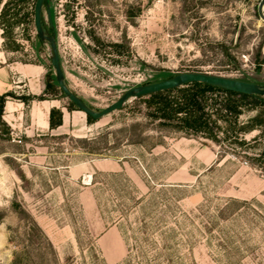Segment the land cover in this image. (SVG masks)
<instances>
[{"label": "rangeland", "instance_id": "obj_1", "mask_svg": "<svg viewBox=\"0 0 264 264\" xmlns=\"http://www.w3.org/2000/svg\"><path fill=\"white\" fill-rule=\"evenodd\" d=\"M35 1L0 0V99L22 103L19 130L0 118V264H264V96L235 100L218 141L159 125L144 100L88 119L55 86ZM260 2L46 0L42 20L66 86L100 111L185 72L264 87ZM39 105L63 127L29 132Z\"/></svg>", "mask_w": 264, "mask_h": 264}, {"label": "trees", "instance_id": "obj_2", "mask_svg": "<svg viewBox=\"0 0 264 264\" xmlns=\"http://www.w3.org/2000/svg\"><path fill=\"white\" fill-rule=\"evenodd\" d=\"M171 77L173 76H170L169 78ZM56 85L55 82V86ZM6 97H8V95H2L0 99V118L3 113ZM212 98H219L222 99V101L220 103L214 102ZM247 99H250L254 104L262 103L259 96H248L212 87L203 83H192L173 90L140 97L135 100H144L146 107L150 109L146 116L151 120L159 121V125L163 127L177 130L185 136H197L211 141H218L217 136H219V134L214 130L216 127H211L212 123L216 124L219 120L230 121V118L236 117L238 113L235 100L244 101ZM22 102H24V100H22ZM213 116H215V119L214 121H211ZM87 118L91 119L88 116ZM256 120L257 119L254 121ZM261 122L263 121H259V123ZM61 124V112L51 109L49 112L50 129H55ZM223 134L225 138H233L232 133H230V136H228L227 132ZM35 227L41 237L45 240L46 244L51 246L40 228L37 225H35ZM14 257L13 264H20L17 254H15Z\"/></svg>", "mask_w": 264, "mask_h": 264}, {"label": "water", "instance_id": "obj_3", "mask_svg": "<svg viewBox=\"0 0 264 264\" xmlns=\"http://www.w3.org/2000/svg\"><path fill=\"white\" fill-rule=\"evenodd\" d=\"M45 3L46 0L35 1L33 7V24L35 33L43 44H47L49 46L51 52L50 64L54 70L55 81L61 93L79 111L83 112L86 116L93 120H99L104 116L120 110L123 105L131 99H137L155 93L173 90L192 83H203L212 87L248 96H264V87L255 83L206 73L185 72L179 73L169 79L130 88L125 91L114 103L100 111H94L85 105V103H83V101L75 94H73L64 82V73L61 69L59 53L54 38L50 36L43 27L42 11ZM263 7L264 0H261L257 11L260 19L264 22ZM45 13L49 27L52 28L53 24L51 12L48 6H45Z\"/></svg>", "mask_w": 264, "mask_h": 264}, {"label": "crops", "instance_id": "obj_4", "mask_svg": "<svg viewBox=\"0 0 264 264\" xmlns=\"http://www.w3.org/2000/svg\"><path fill=\"white\" fill-rule=\"evenodd\" d=\"M3 83L4 82L0 80L1 86H4ZM7 90H8V87H7ZM20 108H22V103H15L11 101H6L4 103L2 119L10 126L12 130H15V129L19 130L22 125V112ZM50 110H51V107L42 109L40 105L35 109H31L30 117H29V125H28L27 130L29 132L50 130V127H49ZM61 112H62L61 126L57 127L56 129H52L50 131H55V130H58L59 128H62L64 122H66L68 113L66 110H63Z\"/></svg>", "mask_w": 264, "mask_h": 264}, {"label": "flooded vegetation", "instance_id": "obj_5", "mask_svg": "<svg viewBox=\"0 0 264 264\" xmlns=\"http://www.w3.org/2000/svg\"><path fill=\"white\" fill-rule=\"evenodd\" d=\"M60 6L62 7L61 11H65V8H67V10H68V8H69V5H60ZM42 19H43V17H42Z\"/></svg>", "mask_w": 264, "mask_h": 264}, {"label": "built area", "instance_id": "obj_6", "mask_svg": "<svg viewBox=\"0 0 264 264\" xmlns=\"http://www.w3.org/2000/svg\"><path fill=\"white\" fill-rule=\"evenodd\" d=\"M16 142H17V143H21L20 139H18Z\"/></svg>", "mask_w": 264, "mask_h": 264}, {"label": "bare ground", "instance_id": "obj_7", "mask_svg": "<svg viewBox=\"0 0 264 264\" xmlns=\"http://www.w3.org/2000/svg\"><path fill=\"white\" fill-rule=\"evenodd\" d=\"M81 112V111H80ZM83 113V112H82ZM84 114V113H83Z\"/></svg>", "mask_w": 264, "mask_h": 264}]
</instances>
